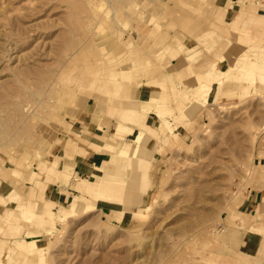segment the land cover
<instances>
[{"label": "rangeland", "instance_id": "374dc122", "mask_svg": "<svg viewBox=\"0 0 264 264\" xmlns=\"http://www.w3.org/2000/svg\"><path fill=\"white\" fill-rule=\"evenodd\" d=\"M230 7H240L233 19L224 11ZM258 13L264 14V0H0V181L12 189L0 195V261L254 262L244 240L261 233L264 242V24L258 25ZM214 62L211 76L206 69ZM194 64L208 66L194 72ZM181 65L183 77L193 76L187 85ZM139 83L155 86L157 97L165 87L158 106L166 133L153 134L141 188L148 207L120 218L123 209L102 212L84 196L57 208L43 201L45 176L64 180L62 168L49 161L53 149L79 140L86 110L104 130V150L116 148L127 164L122 148L132 140L118 139L117 131L136 125L122 113L136 105L134 96L123 92H137ZM102 170L105 177H96L114 186L128 174L119 170L113 180ZM47 208L54 224L39 223ZM35 235L42 238L37 243Z\"/></svg>", "mask_w": 264, "mask_h": 264}, {"label": "crops", "instance_id": "0c3cea01", "mask_svg": "<svg viewBox=\"0 0 264 264\" xmlns=\"http://www.w3.org/2000/svg\"><path fill=\"white\" fill-rule=\"evenodd\" d=\"M233 1L234 3L236 2V0ZM224 11H227L226 14H231L230 18L233 19L239 14L240 7L234 8L233 10L230 7V9L228 8ZM258 15L264 14L258 13ZM207 66L208 64H194V72L202 71ZM184 67H186V65H181V67H179L178 74L180 76V81H184V84L187 85L193 76L186 75L183 77L182 70H184ZM153 87L154 86L152 85L146 86V84L143 83L138 87L137 95L139 98H148L153 92ZM163 91H165L164 86L159 99L165 95ZM144 123L146 126L155 129L160 125V119L153 113L148 112L145 115ZM78 126L79 133L77 136L79 137V140H77L71 148H64L61 145L56 146L49 159L50 163L55 162L57 169H61L69 159L72 163V178L70 179V176V180L67 179L66 181L60 180V178L46 180L45 176V180H42L43 184L41 185V198L43 201L51 202L53 208L65 206L68 202L72 201L74 197L84 196L86 198H93V205L96 209L106 213H115L116 215V213L123 209L122 204L116 200L122 195V189L113 184H107V182L102 183L96 176L103 174L102 169L110 172L113 176H117L119 175V170L124 171L127 169V164L124 161V157L115 152L116 148L110 150L111 154H108L107 151L104 150V145L106 144L105 136L103 135L104 130H102L98 125V122L93 119L92 112L88 110L84 111L78 122ZM183 127L184 126L181 124L177 127L178 134H184L185 131H183ZM138 129L139 127L134 125L132 131L125 135V140H128L129 136L136 133ZM175 130L176 129L174 128V131ZM163 136L164 135H162V137ZM159 139L161 140V138ZM153 140L154 139H150L148 146L152 145ZM66 152L68 153L66 154ZM66 155L69 156L67 157ZM41 171L42 170L40 169V172ZM80 177L86 180H80ZM6 183L7 182L3 180L0 181V195L2 196H6L12 190L2 189V185H5ZM250 202L252 205L255 203L253 199H251ZM127 213L128 212L126 211L120 216V218L126 217ZM33 238L35 243L42 239L41 235H35ZM262 241L263 236L261 233H251L249 238L244 240V246L246 245V252H244L245 255L255 259V261H251L250 264H264V242ZM4 261L5 260L2 259L0 264H4Z\"/></svg>", "mask_w": 264, "mask_h": 264}, {"label": "bare ground", "instance_id": "6f19581e", "mask_svg": "<svg viewBox=\"0 0 264 264\" xmlns=\"http://www.w3.org/2000/svg\"><path fill=\"white\" fill-rule=\"evenodd\" d=\"M102 6H103L102 4L98 5L99 8ZM96 9H97V7H96ZM90 11H91V9H90ZM257 22H258V25L264 24V15H261L260 17H258ZM217 66H218L217 62L211 63L207 67L206 72L209 73L211 76H213L215 74ZM250 72H249V77H245L247 72H243L240 75L247 78L249 80L248 83L251 84L252 81L254 80V76L252 74V71H250ZM110 73L112 74V76L117 75L116 71H112ZM244 74H245V76H244ZM256 76H258V75H256ZM262 77H264V73L261 74V78ZM259 78H260V76H259ZM207 80H210V79L208 78ZM111 82H112V80H111ZM114 82H113V84H114ZM116 83H118V82H115V85H116ZM119 84H120V81H119ZM142 84L143 83H139L137 87L141 86ZM200 86L203 89H206L204 85H200ZM109 89H112V88H109ZM156 93H157L156 89H153V92L151 93V95L148 98H139V96L137 95L138 94L137 92H134V91L128 92L127 89L124 90V92H123L124 97L125 96L126 97L134 96V98H132V99L135 100L136 105L124 106V104H123L122 106H124V107H122V108H125V109L122 111V113H127L129 116V119L139 127L138 131L136 133H134L133 137L129 138V140L130 139L132 140L131 142L128 141V142H130L129 148H124V146L122 148V150L127 153V158H128V162H127L128 172L127 173L128 174L126 175L125 179H122L121 183L117 184V186H118V188L122 189V195L119 199L121 201L124 212H126V211L127 212H133L135 210L141 211V210L148 207V205H144L142 202V196L144 195L145 192H143L141 190V188H145V186H146V182L143 178V175H147L146 174L147 171L145 169V163L147 162L148 159H151V155L154 153L153 152L152 154H150V150L148 149V145H149L148 142L150 141V139H153V134L155 132H161V133L165 134L166 128H167L166 121H164L162 119V116H164L165 111L163 109H160L158 106V103H160L164 100V96L161 99H159V97H157L158 94L156 95ZM199 95H200V93H199ZM204 95H205V93H204ZM123 103H125V102H123ZM148 112L153 113L155 116H157L161 120V124L158 128L154 129V128H150V127L145 125L144 118ZM121 128H122L121 131H117V138L118 139L125 138V135L132 131V127L127 126L125 124H122ZM119 142H120V140L114 144L119 145L120 144ZM104 147H105V149L108 148V147H106V145H104ZM66 165L67 166H66L65 170L62 167V170H63L62 174L64 173L63 174L64 176H61V178L63 177L64 180L69 179V176L72 175V173H71L72 163L69 159H68ZM100 176H101V178L105 177L104 173L101 174ZM114 179H115V177L113 176V180ZM80 180H86V179L82 178ZM46 211H47V215L39 216V218H40L39 223L40 224H52V223L54 224L55 221L53 218L52 211L48 208ZM31 216H32V214H31ZM13 218H15V217H13V212H12V214L8 218V221L13 220ZM40 260H37L36 264Z\"/></svg>", "mask_w": 264, "mask_h": 264}]
</instances>
